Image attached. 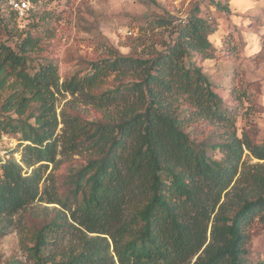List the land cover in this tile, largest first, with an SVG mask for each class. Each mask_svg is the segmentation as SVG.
Returning <instances> with one entry per match:
<instances>
[{"label":"trees","instance_id":"1","mask_svg":"<svg viewBox=\"0 0 264 264\" xmlns=\"http://www.w3.org/2000/svg\"><path fill=\"white\" fill-rule=\"evenodd\" d=\"M55 1L33 0L26 26L42 23L35 32L20 31L0 0V135L16 137L7 152L20 155L0 165V218L58 207L26 220L21 245L34 264H250L253 228L264 231V169L245 162L264 161V142L254 128L237 134L248 91L231 89L238 104L229 107L198 65L215 57L216 19L198 6L178 23L157 18L139 31L169 28L160 49L145 58L113 49L61 80L52 62L29 56L59 20ZM65 93L98 115L69 110L78 159L59 181L56 101ZM199 122L211 127L202 139L191 130Z\"/></svg>","mask_w":264,"mask_h":264},{"label":"rangeland","instance_id":"2","mask_svg":"<svg viewBox=\"0 0 264 264\" xmlns=\"http://www.w3.org/2000/svg\"><path fill=\"white\" fill-rule=\"evenodd\" d=\"M215 1L225 3L228 11H216L210 0H57L49 6L59 20L50 22L53 32L42 37L39 50L29 56L35 64L52 62L61 80L87 70L91 62L107 58L113 49L124 56L132 54L145 58L152 48L160 49L159 41L167 39L170 29L158 28L144 34L139 31L140 27L157 18L178 23L198 6L200 17H212L217 21L215 33L208 38L216 47L215 57L198 65L229 107L238 104L228 98L231 89L248 91L250 101L245 102L238 113L237 134L240 136L243 128H254L256 141L264 142V0ZM25 22L27 25L28 21ZM42 29L41 23L36 30L32 25L25 26L24 30L38 32ZM112 79L113 76L109 77L108 83ZM56 107L61 115L58 126L61 141L56 160L62 164L53 173L60 181L78 159L68 144L72 127L69 110L88 118L98 114L79 94L59 95ZM246 109L249 111L245 112ZM202 124L199 122L191 127L192 131L198 127L199 139L206 137L211 129ZM17 146L16 137L0 135V148L8 151ZM8 156L9 160L14 156L16 162L20 159V155L9 153ZM255 164L264 169V161L254 158L246 159L245 169ZM54 208L58 209L51 204L33 205L6 220L0 218V264H34L21 245L24 225L29 215L48 214ZM251 237L250 264H264V231L253 228ZM67 247L59 246L58 251Z\"/></svg>","mask_w":264,"mask_h":264},{"label":"built area","instance_id":"3","mask_svg":"<svg viewBox=\"0 0 264 264\" xmlns=\"http://www.w3.org/2000/svg\"><path fill=\"white\" fill-rule=\"evenodd\" d=\"M16 18V27L22 31L25 29L27 16L33 9V0H1ZM9 153L6 149L0 148V165L9 160Z\"/></svg>","mask_w":264,"mask_h":264}]
</instances>
